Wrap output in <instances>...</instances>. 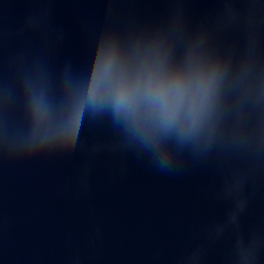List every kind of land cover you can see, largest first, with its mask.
Returning <instances> with one entry per match:
<instances>
[{
    "label": "clouds",
    "instance_id": "9594fccd",
    "mask_svg": "<svg viewBox=\"0 0 264 264\" xmlns=\"http://www.w3.org/2000/svg\"><path fill=\"white\" fill-rule=\"evenodd\" d=\"M28 7L0 32V167L30 164L70 129L82 130L62 140L83 157L78 194L101 156L169 177L211 167L222 213L175 264H208L213 249L221 264H264V222H246L264 179V0H162L148 14L97 0L92 22L59 25L52 0Z\"/></svg>",
    "mask_w": 264,
    "mask_h": 264
},
{
    "label": "water",
    "instance_id": "95a60500",
    "mask_svg": "<svg viewBox=\"0 0 264 264\" xmlns=\"http://www.w3.org/2000/svg\"><path fill=\"white\" fill-rule=\"evenodd\" d=\"M124 2L148 14L160 11L162 0ZM96 3L89 0L77 19L92 22ZM80 134L68 130L28 165L0 167V264H71L76 253L82 264H175L190 248L194 230L221 215L211 167L169 177L131 158L122 165L101 156L91 193L78 194L83 157L66 150L62 140ZM246 222H264V179ZM221 254L213 249L208 264H221Z\"/></svg>",
    "mask_w": 264,
    "mask_h": 264
}]
</instances>
